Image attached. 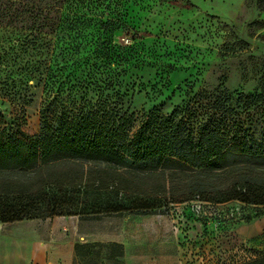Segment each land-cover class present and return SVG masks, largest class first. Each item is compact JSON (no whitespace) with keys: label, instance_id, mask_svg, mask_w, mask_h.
Instances as JSON below:
<instances>
[{"label":"rangeland","instance_id":"1","mask_svg":"<svg viewBox=\"0 0 264 264\" xmlns=\"http://www.w3.org/2000/svg\"><path fill=\"white\" fill-rule=\"evenodd\" d=\"M70 1L81 18L65 14L68 0H52L49 38L56 52L27 55L33 78L8 77L1 58L12 44L0 18V128L6 123V130L16 125L33 134L46 118L81 117L92 104L107 101L134 114L135 127L150 111L168 116L177 108L196 130L208 122L227 134H264V0ZM119 3L126 8L127 27H104L103 21L114 18L105 8ZM59 50L63 53L55 58ZM237 205L233 200L216 207L227 212ZM242 209L241 218L221 228L226 259L248 256L234 248L244 241L264 252V206ZM144 215L152 219L149 227L139 221ZM66 217L52 219L75 221ZM183 226L191 238L199 232L195 225ZM86 238L84 259H73L68 246L58 245L55 264H179L181 235L165 212L126 213L120 228L123 255L117 259L108 256L106 242ZM126 239L150 245L126 250Z\"/></svg>","mask_w":264,"mask_h":264},{"label":"trees","instance_id":"2","mask_svg":"<svg viewBox=\"0 0 264 264\" xmlns=\"http://www.w3.org/2000/svg\"><path fill=\"white\" fill-rule=\"evenodd\" d=\"M68 3L65 14L81 18ZM54 7L52 0H0L12 44L1 58L8 77L35 76L30 52L55 54L49 38ZM116 7L105 8L114 18L103 21L104 27H127L125 6ZM92 108L81 117L46 118L33 134L16 125L6 130V123L0 128L1 222L78 216V236L106 242L108 256L117 259L123 255L126 213H164L196 195L213 203L264 206V134H227L208 122L196 130L177 108L168 116L150 111L136 127L134 114L127 116L117 104L103 101ZM77 249L87 256V244ZM242 264H264V252Z\"/></svg>","mask_w":264,"mask_h":264},{"label":"built area","instance_id":"3","mask_svg":"<svg viewBox=\"0 0 264 264\" xmlns=\"http://www.w3.org/2000/svg\"><path fill=\"white\" fill-rule=\"evenodd\" d=\"M235 202L238 205L230 208L227 212L217 209L216 206L228 202L213 203L203 200L199 195L182 203L170 204L165 213L171 216L174 227L179 230L181 235L179 264H242L260 256L262 251L255 252L251 248L250 241H244L234 247H238L239 252L249 254L243 258L240 257L241 255H234L231 260L226 259L221 251L219 236L222 226L241 218V215H244L242 208L248 205L239 200H235ZM184 224L186 227L195 225L199 228V232L195 234L194 238H191L183 230Z\"/></svg>","mask_w":264,"mask_h":264},{"label":"crops","instance_id":"4","mask_svg":"<svg viewBox=\"0 0 264 264\" xmlns=\"http://www.w3.org/2000/svg\"><path fill=\"white\" fill-rule=\"evenodd\" d=\"M78 220L79 217L75 216V221L54 220L52 217L0 221V264H55L53 256L58 245L68 246L72 258L80 262L82 256L78 254L77 247L86 244L87 238L78 236ZM151 220L144 215L139 221L149 227ZM139 243L137 239H126V250ZM141 245L148 247L150 243L142 242Z\"/></svg>","mask_w":264,"mask_h":264}]
</instances>
